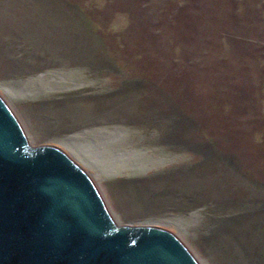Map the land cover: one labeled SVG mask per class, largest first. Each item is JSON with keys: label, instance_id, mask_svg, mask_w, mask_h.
<instances>
[{"label": "rangeland", "instance_id": "1", "mask_svg": "<svg viewBox=\"0 0 264 264\" xmlns=\"http://www.w3.org/2000/svg\"><path fill=\"white\" fill-rule=\"evenodd\" d=\"M0 96L119 225L264 264V0H0Z\"/></svg>", "mask_w": 264, "mask_h": 264}, {"label": "water", "instance_id": "2", "mask_svg": "<svg viewBox=\"0 0 264 264\" xmlns=\"http://www.w3.org/2000/svg\"><path fill=\"white\" fill-rule=\"evenodd\" d=\"M0 264L200 263L162 227L116 223L88 173L32 146L0 96Z\"/></svg>", "mask_w": 264, "mask_h": 264}]
</instances>
